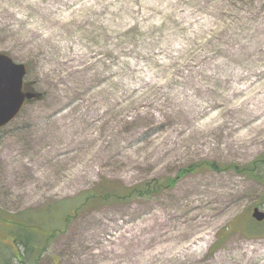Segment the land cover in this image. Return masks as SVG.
<instances>
[{
	"label": "rangeland",
	"instance_id": "1",
	"mask_svg": "<svg viewBox=\"0 0 264 264\" xmlns=\"http://www.w3.org/2000/svg\"><path fill=\"white\" fill-rule=\"evenodd\" d=\"M0 53L43 95L0 128L1 211L56 212L34 264H264V0H0Z\"/></svg>",
	"mask_w": 264,
	"mask_h": 264
},
{
	"label": "trees",
	"instance_id": "2",
	"mask_svg": "<svg viewBox=\"0 0 264 264\" xmlns=\"http://www.w3.org/2000/svg\"><path fill=\"white\" fill-rule=\"evenodd\" d=\"M253 176L260 180L264 184V163H263V168L262 171L258 174H253ZM158 188V187H156ZM153 188H150V186H143L140 189L138 188H128V190L125 191H117L114 189V191H102L104 193V199L110 201L111 199H116V200H124V199H132L134 197L138 196H145L153 193V191L157 190ZM89 193V196H84L83 195V201L82 202H75L74 204L78 205H83L85 202L89 201V199L95 200L99 199V196H96V194ZM72 202V201H71ZM59 205L56 207L57 209H61L62 207H67V206H73L70 203H58L55 205H51L52 207L55 208V206ZM77 205V207H78ZM60 207V208H59ZM50 209V207L48 208ZM56 212L53 210L50 211H45L43 212V220L44 222L40 221L39 217H37V214L33 213V215H26L25 212L23 213H10L7 214L0 209V217L2 219V227H4V230L9 235L10 241L12 244H10V250L9 253L11 256H14L16 259L20 261L21 264H34L36 259H39L43 253L46 252L47 244H48V239L52 236L54 233L55 229L51 228V224H47V221H51L52 219H56L54 215ZM67 214H62V218L60 221H66L67 218L69 217ZM57 216V215H56ZM42 220V219H41ZM47 220V221H46ZM261 225V223H259ZM49 225V226H45ZM44 226V227H43ZM245 230L247 231V234L249 235H264V228L263 230L256 229L252 225H248ZM4 244V243H2ZM6 245V244H5ZM14 246V247H13ZM2 254H0V264H3V261L7 262L3 256L1 257ZM9 262V261H8ZM6 264H9V263Z\"/></svg>",
	"mask_w": 264,
	"mask_h": 264
},
{
	"label": "water",
	"instance_id": "3",
	"mask_svg": "<svg viewBox=\"0 0 264 264\" xmlns=\"http://www.w3.org/2000/svg\"><path fill=\"white\" fill-rule=\"evenodd\" d=\"M26 73L24 64L14 62L9 55L0 53V128L14 120L24 104L43 96L42 93L23 91ZM251 217L259 223L264 220V211L254 207Z\"/></svg>",
	"mask_w": 264,
	"mask_h": 264
},
{
	"label": "flooded vegetation",
	"instance_id": "4",
	"mask_svg": "<svg viewBox=\"0 0 264 264\" xmlns=\"http://www.w3.org/2000/svg\"><path fill=\"white\" fill-rule=\"evenodd\" d=\"M1 229L4 230V227H2V219H1V217H0V232L2 231ZM5 232H6V230H5ZM6 234L8 235L7 232H6ZM8 239H9L8 241H10V238H9V237H8ZM3 243L6 244V245H10V244H12L11 241H10V242H4V241H3Z\"/></svg>",
	"mask_w": 264,
	"mask_h": 264
}]
</instances>
